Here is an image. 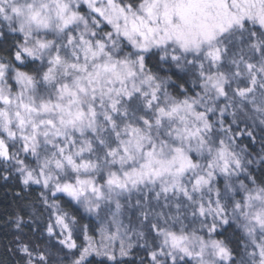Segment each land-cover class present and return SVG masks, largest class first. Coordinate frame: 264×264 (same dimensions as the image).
Returning <instances> with one entry per match:
<instances>
[{
	"label": "snow or ice",
	"instance_id": "obj_1",
	"mask_svg": "<svg viewBox=\"0 0 264 264\" xmlns=\"http://www.w3.org/2000/svg\"><path fill=\"white\" fill-rule=\"evenodd\" d=\"M0 264H264V0H0Z\"/></svg>",
	"mask_w": 264,
	"mask_h": 264
},
{
	"label": "trees",
	"instance_id": "obj_2",
	"mask_svg": "<svg viewBox=\"0 0 264 264\" xmlns=\"http://www.w3.org/2000/svg\"><path fill=\"white\" fill-rule=\"evenodd\" d=\"M13 192L10 187L0 186V211L11 204Z\"/></svg>",
	"mask_w": 264,
	"mask_h": 264
}]
</instances>
